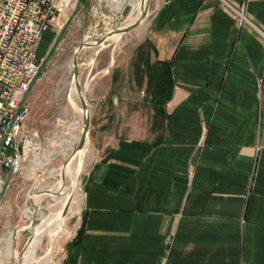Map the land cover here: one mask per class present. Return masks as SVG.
Wrapping results in <instances>:
<instances>
[{
    "label": "crops",
    "instance_id": "0c3cea01",
    "mask_svg": "<svg viewBox=\"0 0 264 264\" xmlns=\"http://www.w3.org/2000/svg\"><path fill=\"white\" fill-rule=\"evenodd\" d=\"M133 1L109 2L110 24ZM119 38L98 56L116 60L107 75L88 80L100 153L62 264H264V0H150L146 21ZM143 61L168 72L161 110L144 85L111 92L123 64L135 75ZM118 98L149 109L98 107Z\"/></svg>",
    "mask_w": 264,
    "mask_h": 264
},
{
    "label": "rangeland",
    "instance_id": "374dc122",
    "mask_svg": "<svg viewBox=\"0 0 264 264\" xmlns=\"http://www.w3.org/2000/svg\"><path fill=\"white\" fill-rule=\"evenodd\" d=\"M93 3L94 0L81 1L80 7L74 19L63 31L62 36L51 52L49 58L44 63L35 83L29 91L28 101L30 105V113L26 119V125L30 128L38 130L45 138L58 139L56 142L47 141V145L44 147L45 165L40 172L35 173L28 166L27 168H21L19 171L9 175L5 189L0 193V264H17L16 255L14 254L9 256L6 251V239L10 238L12 240L13 238L16 252H19L23 248L32 232L31 229L27 228L29 219L25 218V216H27L26 210L29 209L33 211L34 209V206L28 199V195L41 189L44 190L53 188L54 185L56 186V184L60 182V170L70 154L68 148L72 140L70 134L64 135V133H68L71 129L74 133H76V135L80 132L82 123L77 114L78 110H80V103L76 95L73 96L71 94V87L73 85L71 60L75 48L82 42L83 36L89 32L88 29H92L97 17L99 16L98 13L95 14L92 10ZM73 7L69 8L66 13L63 14L55 28L45 34L42 43V45L45 46L44 50L40 47L37 52V56L41 64L54 40L58 36L61 27L72 12ZM125 35L119 38L120 41L125 37ZM88 50L81 53L83 58L81 54L79 56V63L81 64L84 62V64L79 67L80 82L83 88H85L87 94L88 91L92 89L94 80H101L104 72L105 75H107L108 72H106L103 67H106L109 63L113 66L116 61L115 59H112L111 62H108L109 57L107 56V60L97 63L98 56L101 53L100 51L94 61L90 63V57H92L94 49H92L91 54H87ZM129 51L130 48L125 47L124 50L117 55V59L125 61L126 56L130 53ZM87 56L88 59L85 58ZM131 64L132 63H130V66ZM120 70L121 71L119 72L114 71L115 77L112 78V93L115 91H122L126 93L130 90H134V88L139 91L143 85L144 86L142 88L146 90V77L144 75H134L129 68L125 69L124 64L121 66ZM125 70H128L130 74ZM111 74H113V72ZM83 79H85L86 82L88 80L90 82V79L93 81L88 83L85 87ZM130 79L132 81L135 79L134 85L130 83ZM112 93L109 95L111 96ZM147 101L148 100L146 98L137 100L118 98L115 103H113V99L103 100L101 105L103 108L111 106L118 107L119 109H122V112L125 114V109L128 107H136L137 109H143L147 112L149 109ZM95 111L96 110L92 107L91 103V116H96ZM97 116L99 117V115ZM141 117V119H143L144 115ZM119 118L118 122L126 126V116L119 115ZM141 122L143 121H139V125L141 124L140 126H142ZM76 123H78L77 128L75 127ZM92 132L90 137L89 131V140L85 152L87 155L84 159L85 161H83L82 169L77 177L78 181L76 179V184L79 187L84 172L100 153L99 143L95 142ZM66 153L67 156L64 155ZM74 159L75 161H73L76 166L78 158L76 157ZM49 172L52 174H49ZM64 177V187L68 188L70 180L68 177ZM62 195H67V190L64 189ZM54 199L57 198L51 196H40L36 199L35 203L38 207L37 220L34 226L36 230H41L40 226L43 223V218L52 213L53 209L57 207L56 205L59 204H57V200L55 201ZM80 213L81 210L78 214L73 213L71 214L72 216L70 215L69 217L67 216L68 213H66L65 217L63 219L61 218L62 221L66 222L58 229V231H50L51 228H49L47 230L49 233L43 236L40 245L34 246L35 251L33 252L31 250L28 253L29 256L27 257L25 264H29L30 261L31 264L33 262H35V264H41L44 256H50V264H62L64 258V245L70 238V235L72 234L80 217ZM22 228L26 229L21 231L20 229ZM11 234L13 236H11ZM53 242L57 243L52 244ZM34 257H36V260H33Z\"/></svg>",
    "mask_w": 264,
    "mask_h": 264
},
{
    "label": "built area",
    "instance_id": "2783aa9c",
    "mask_svg": "<svg viewBox=\"0 0 264 264\" xmlns=\"http://www.w3.org/2000/svg\"><path fill=\"white\" fill-rule=\"evenodd\" d=\"M75 2L0 0V193L9 175L21 168L40 172L47 141L58 139L45 138L26 125L28 94L40 73L37 48L43 35L57 26Z\"/></svg>",
    "mask_w": 264,
    "mask_h": 264
},
{
    "label": "water",
    "instance_id": "95a60500",
    "mask_svg": "<svg viewBox=\"0 0 264 264\" xmlns=\"http://www.w3.org/2000/svg\"><path fill=\"white\" fill-rule=\"evenodd\" d=\"M109 2H112L115 4L118 2V0H94V3L92 5V10L95 14L98 13L100 15V18L99 19L97 18L92 29L83 36L82 42L75 48L73 52V57L71 60L72 83L74 84V87L76 89V96L80 103V109H81V114H82V127H81L80 137L75 146L74 151L69 154V156L65 160L60 170L61 172L60 182H61V185H63V187H64V178H65L63 175V171L65 170V168L68 167V165L74 159L77 153H79V155L84 156V148L86 147L87 140H89L90 121H91V102L88 99L85 88H83L80 82L79 67L81 66V64L79 63V56L85 50L94 49V53L89 61L90 63H92L95 57L98 55V53L108 45V42L110 41L109 38L111 36L121 37L131 32L135 28L141 26L146 21L148 17V13H149L150 0H140L142 9L140 10L139 16L135 20L128 23L125 21L126 17L132 10H134V7H133V4H124L120 14L123 19L125 18V20L123 22L121 21L118 24L113 25L110 23L114 22L115 18L110 14V6L108 4ZM80 4H81V0H76L74 7L72 9V12L68 16L67 20L64 22L63 26L60 29L58 36L54 40L42 64L40 65V71L44 63L49 58L51 52L55 48L56 44L58 43L60 37L62 36L63 31L67 28L69 23L74 19L80 7ZM100 28H102V30H99ZM87 84H88V81L85 82V87ZM83 159L80 160L78 158L77 177L82 169L83 161H84ZM4 189H5V185H3L2 187V191ZM72 189H73V183L71 181L68 186V190H67L68 198L61 211V214L59 215V218L63 219L67 213L68 203L72 196ZM62 193H63V189H60L59 193H54L50 190H38L28 195V199L30 203L34 206L31 217L29 218V224L27 225V228L31 229L32 232H31V235L28 237L27 241L25 242L23 248L19 252H16L17 264H23L21 261V257L23 256L26 250V247L29 245L32 237L36 233L34 232L35 230L34 226H35V222L37 220V214H38V207L35 203L36 199H38L42 195L57 197V196H61ZM31 196H33L34 198ZM23 229H26V228H22L20 230L24 231ZM13 248L15 249L14 241H13Z\"/></svg>",
    "mask_w": 264,
    "mask_h": 264
},
{
    "label": "bare ground",
    "instance_id": "6f19581e",
    "mask_svg": "<svg viewBox=\"0 0 264 264\" xmlns=\"http://www.w3.org/2000/svg\"><path fill=\"white\" fill-rule=\"evenodd\" d=\"M116 4V3H115ZM132 4H133V7H134V9L136 8L137 9V15H136V17H135V19L139 16V14H140V10L142 9V5H141V3H140V0H135V1H133L132 2ZM134 19V20H135ZM112 37H115V36H111L109 39H111ZM91 59V58H90ZM73 84V83H72ZM71 94L73 95V96H75L76 95V89H75V87H74V84L72 85V87H71ZM77 97V96H76ZM80 111V119H81V123H82V114H81V109L79 110ZM78 125V123H76V128L78 127L77 126ZM81 127H82V125H81ZM78 129H80V128H78ZM80 132H81V129H80ZM80 132H79V134H75L74 135V141H72L73 140V137H71L72 138V140H71V143H70V146H69V148H68V150H69V153H71V152H73L74 151V149H75V146H76V144H77V142H78V140H79V137H80ZM67 133H64V135H66ZM74 143V144H73ZM87 145H88V140H87V142H86V147H87ZM86 147L84 148V156H82V155H79V153H77L76 155H75V157L74 158H76V157H78L80 160L81 159H85L86 158ZM65 156H67V153L66 154H64ZM83 159V160H84ZM74 161H75V159H73ZM71 161L70 162V164L68 165V167L67 168H65V170L63 171V175L64 176H66V177H68L69 178V180H70V182L72 181V183H73V189H72V196H71V199H70V201H69V203H68V207H67V213H68V217L71 215V214H73V213H75V214H78L79 212H80V210H81V206H82V200H83V195H82V192H81V188L76 184V178H77V174H78V169H77V165L76 166H74V161ZM85 161V160H84ZM42 166V165H41ZM40 166V167H41ZM71 167H72V170H70L71 169ZM53 171V170H52ZM52 174V173H51ZM77 181H78V179H77ZM69 182V181H68ZM76 184V185H75ZM75 185V186H74ZM56 186H57V189L55 190V191H53V190H50V191H52V192H54V193H59V190L60 189H65V190H68V188H66V187H63V185H61V182H59V183H57L56 184ZM41 190H43V189H41ZM44 190H49V189H44ZM32 194V193H31ZM43 196V195H42ZM31 197H33V196H31ZM34 198V197H33ZM54 198H59V204L57 205V207H55V210L48 216H46L45 218H43V223H42V225L40 226V228H41V230H36V228H35V230H34V232H36L35 234H34V236L32 237V239H31V241H30V243H29V245L26 247V250H25V252H24V254H23V256L21 257V261H22V263L23 264H25L26 263V260H27V257L29 256V252L32 250L33 252L35 251V248H34V246H39L40 245V243L42 242V238H43V236L45 235V234H48L49 232H47V230L49 229V228H51L50 229V231H58V229L61 227V226H63V224L66 222V221H62V219L61 218H59V215L61 214V211H62V209H63V207H64V205H65V203H66V201H67V198H68V196L67 195H62V196H57V197H54ZM62 205V206H61ZM31 214H32V211L31 210H29V209H27L26 210V215L30 218L31 217ZM26 216V217H27ZM72 216V215H71ZM60 234V233H59ZM11 236H13L12 234H11ZM58 237H62V236H58ZM57 237V238H58ZM6 241H7V248H6V251H7V253L9 254V256H12V255H16V251H15V249L13 248V238H12V240L10 239V238H8V239H6ZM50 242H52V241H50ZM55 242H53L52 244H54ZM57 243V242H56ZM55 243V244H56ZM35 244V245H34ZM54 246V245H53ZM11 247V248H10ZM54 248V247H53ZM32 256H33V253H32ZM49 257L50 256H44L43 257V261H42V263L41 264H50V260H49ZM30 258H31V256H30ZM33 260H36V257H34L33 258ZM1 262V261H0ZM29 264H31V261L29 262ZM32 264H35V262H33Z\"/></svg>",
    "mask_w": 264,
    "mask_h": 264
},
{
    "label": "trees",
    "instance_id": "16d2710c",
    "mask_svg": "<svg viewBox=\"0 0 264 264\" xmlns=\"http://www.w3.org/2000/svg\"><path fill=\"white\" fill-rule=\"evenodd\" d=\"M81 1L83 2V0ZM146 43L148 45V41ZM156 69L157 68L153 67V65L150 66L146 61H143V68L140 71L137 70L136 74L146 77V90H151L155 94L151 102L155 104L156 108H158L157 106L159 105V109L161 110L162 104L166 102L169 97L168 91L171 82L167 70L162 74H157ZM157 94L161 97L157 98ZM162 95H165L164 99H162Z\"/></svg>",
    "mask_w": 264,
    "mask_h": 264
}]
</instances>
